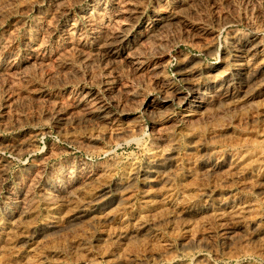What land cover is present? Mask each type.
<instances>
[{
  "label": "rangeland",
  "instance_id": "1",
  "mask_svg": "<svg viewBox=\"0 0 264 264\" xmlns=\"http://www.w3.org/2000/svg\"><path fill=\"white\" fill-rule=\"evenodd\" d=\"M252 38L264 0H0V264H264Z\"/></svg>",
  "mask_w": 264,
  "mask_h": 264
},
{
  "label": "bare ground",
  "instance_id": "2",
  "mask_svg": "<svg viewBox=\"0 0 264 264\" xmlns=\"http://www.w3.org/2000/svg\"><path fill=\"white\" fill-rule=\"evenodd\" d=\"M98 4V3H97ZM122 8V7H121ZM100 9V8H99ZM129 9V8H128ZM103 11V10H102ZM106 13V12H105ZM124 13V12H123ZM122 13V14H123ZM137 13H138V11H137ZM140 13V12H139ZM169 14V13H168ZM167 14V15H168ZM124 15V14H123ZM138 15V14H137ZM164 15V14H163ZM115 16V15H114ZM176 17V16H175ZM100 18V17H99ZM167 18V17H166ZM172 18V17H171ZM177 18V17H176ZM87 19V18H86ZM101 19H102V16H101ZM120 19V18H119ZM124 19V18H123ZM162 19V18H161ZM88 20V19H87ZM90 20H92V19H90ZM116 20V19H115ZM153 20V19H152ZM157 20V19H156ZM93 21V20H92ZM155 21V20H154ZM101 22V21H100ZM103 22V21H102ZM105 22V21H104ZM159 22V21H158ZM164 22H166V21H164ZM168 22V21H167ZM170 22V21H169ZM174 22V21H173ZM172 22V23H173ZM116 24V23H115ZM166 24H168V23H166ZM105 25V24H104ZM106 25H107V22H106ZM110 25V24H109ZM130 25V24H129ZM161 25V24H160ZM132 26V25H131ZM154 26V25H153ZM195 26V25H194ZM102 27V26H101ZM156 27V26H155ZM193 27V26H192ZM109 28V27H108ZM107 28V29H108ZM102 29H104V28H102ZM125 29V28H124ZM106 30V29H105ZM148 30V29H147ZM146 30V31H147ZM198 30V29H197ZM72 31V30H71ZM127 31V30H126ZM155 31V30H154ZM108 32V31H107ZM106 32V33H107ZM110 30H109V34H110ZM132 32H133V29H132ZM120 33V32H119ZM135 33V32H134ZM75 34V33H74ZM104 35H105V33H103ZM118 34V33H117ZM142 34V33H141ZM147 34V33H146ZM70 35V34H69ZM68 35V36H69ZM72 35V34H71ZM119 35V34H118ZM143 35V34H142ZM149 35V34H148ZM134 36V35H133ZM136 36V35H135ZM256 36V35H255ZM105 37H106V35H105ZM122 37V36H121ZM121 37H120V39H119V37H118V39L119 40H121ZM138 37V36H137ZM72 38V37H71ZM107 38V37H106ZM127 38H129V37H127ZM139 38V37H138ZM137 38V39H138ZM261 38V37H260ZM260 38H259V40H260ZM248 39V38H247ZM130 40V39H129ZM257 38H252V41L250 42V43H247L248 45H242L243 46V48H242V50H244L245 51V53L247 54V55H250V54H259V52H261V51H259V49L261 48L262 49V47H263V44H262V40L261 41H259ZM103 41V40H102ZM106 41V40H105ZM134 41V40H133ZM138 41V40H137ZM242 41V40H241ZM122 42V41H121ZM105 43V42H104ZM107 43H109V42H107ZM107 43H106V45H107ZM242 43H244V42H242ZM111 46V45H110ZM235 46H237V45H235ZM239 48H241V47H238V49ZM105 49H107L106 48V46H105ZM110 49V48H109ZM101 50V49H100ZM235 50V49H234ZM2 51V50H1ZM239 51V50H238ZM237 51V52H238ZM241 51V50H240ZM108 52V51H107ZM131 52V51H130ZM264 52V51H263ZM262 52V53H263ZM1 54V53H0ZM245 54V55H246ZM5 55V54H4ZM237 55V54H236ZM261 56V55H260ZM264 56V55H263ZM258 57V56H257ZM34 58V57H33ZM239 58V57H238ZM240 58H241V56H240ZM252 58V57H251ZM38 59H39V57H38ZM253 59V58H252ZM256 59V58H255ZM189 60V59H188ZM244 60V59H243ZM247 60V59H246ZM245 60V61H246ZM262 60V59H261ZM187 61V60H186ZM237 61H239V59L237 60ZM242 61V60H241ZM250 61V60H249ZM223 62V61H222ZM252 62H253V60H252ZM234 63V62H233ZM247 63V62H246ZM257 63V62H256ZM188 64V63H187ZM215 64V63H214ZM218 64V63H217ZM221 64V63H220ZM239 64V63H238ZM255 64V63H254ZM260 64H262V63H260ZM216 65V64H215ZM248 65V64H247ZM259 64H257V66H258ZM236 66V65H235ZM242 66V65H241ZM241 66H240V68H241ZM249 66V65H248ZM254 65L252 64V67H253ZM255 66H256V64H255ZM254 66V67H255ZM186 67V66H185ZM185 67L183 68V69H185ZM216 67H217V65L214 67V66H212V67H210V68H207V70H206V72L207 73H211V74H213L215 71V69H216ZM220 67V66H219ZM218 67V68H219ZM226 67V66H225ZM245 67V66H244ZM189 68V67H188ZM222 68V67H221ZM220 68V69H221ZM237 68V67H236ZM233 69V68H232ZM242 69V68H241ZM250 68H248V70H249ZM254 69V68H253ZM191 70V69H190ZM188 71V72H186V75H192V73H194L193 71ZM193 70V69H192ZM195 70V69H194ZM225 71V70H224ZM227 71V70H226ZM229 71V70H228ZM234 71H235V68H234ZM254 71H255V76L254 75H252V76H254V77H256V76H258L260 73L259 72H263L264 71V63H263V65H260L259 67H257V68H255L254 69ZM185 72V71H184ZM201 72V71H200ZM199 71H198V73H200ZM230 72V71H229ZM196 73V72H195ZM204 73V72H203ZM217 73V72H216ZM218 73H219V71H218ZM217 73V74H218ZM226 73V72H225ZM247 73H248V71H247ZM250 73V72H249ZM254 73V72H253ZM215 74V73H214ZM214 74H213V76H214ZM220 74V73H219ZM223 74V73H222ZM229 74V73H228ZM234 74H237V77H239V78H243L244 77V75L246 74V72L244 71L243 72V70H241V71H238L237 73L235 72ZM230 75V74H229ZM247 75V74H246ZM249 75V74H248ZM197 76V75H196ZM211 76V75H210ZM215 76H218V75H215ZM250 76H251V74H250ZM263 76H264V74H263ZM187 77V76H186ZM191 77V76H190ZM189 77V78H190ZM193 77V76H192ZM227 77V76H226ZM232 77V76H231ZM230 77V78H231ZM248 77V76H247ZM185 78V77H184ZM213 78V77H212ZM228 78V77H227ZM249 78V77H248ZM261 78V77H260ZM186 79V78H185ZM213 79H215V78H213ZM235 79V78H234ZM246 79V78H245ZM250 79V78H249ZM248 79V80H249ZM194 79H192V81H193ZM203 80V79H202ZM212 80V79H211ZM216 80V79H215ZM224 80H226V79H224ZM228 80V79H227ZM240 80V79H239ZM238 80V81H239ZM255 80V79H254ZM258 80V79H257ZM217 81H218V79H217ZM217 81H215V84H216V82ZM229 82V81H228ZM227 82V83H228ZM241 82H243V81H241ZM249 82V81H248ZM170 83H172V82H170ZM201 83V82H200ZM222 83V82H221ZM226 83V84H227ZM236 83V82H235ZM250 83V82H249ZM194 83L192 82V84L191 85H193ZM212 84V83H211ZM214 84V83H213ZM224 84V83H223ZM231 84V83H230ZM236 84H238V83H236ZM248 84V83H247ZM246 84V85H247ZM253 84H255V83H253ZM171 85V84H170ZM225 85V84H224ZM234 85V84H233ZM241 85V84H240ZM249 85H251V84H249ZM175 86V85H174ZM194 86V85H193ZM202 86V85H201ZM238 86V85H237ZM176 87H177V85H176ZM192 87V86H191ZM194 87H196V86H194ZM198 87V86H197ZM203 87V86H202ZM232 87V86H231ZM247 87V86H246ZM205 88V87H204ZM221 88H222V84H216L215 86H214V89H213V91L216 93V92H218L219 90H221ZM226 88V87H225ZM83 89V88H82ZM168 89V88H167ZM84 90V89H83ZM177 90H178V88H177ZM180 90V89H179ZM189 90H190V88H189ZM203 90V89H202ZM205 90H206V88H205ZM247 90V89H246ZM175 88L173 87V85L171 86V89L168 91V94L169 95H166V97L165 98H163V100H162V102H164V103H167L168 101H170V97L171 96H175ZM208 91V90H207ZM212 91V90H211ZM233 91V90H232ZM240 91V90H239ZM249 91V90H248ZM243 92H244V90H243ZM246 92V91H245ZM251 92V91H250ZM202 93V92H201ZM201 93H200V91H195V92H192V95H190V97H186V96H184L183 97V101H185L186 102V104L188 103V102H196L199 106L200 105H206L207 104V100H205L202 96H201ZM209 93V92H208ZM223 93V92H222ZM224 93H228L227 91L226 92H224ZM223 93V94H224ZM233 93V92H232ZM262 93V92H261ZM166 94V93H165ZM185 94V93H184ZM193 94L194 95H196L193 99L194 100H191V97H193ZM217 94V93H216ZM219 94H220V92H219ZM234 94V93H233ZM253 94V93H252ZM183 95V94H182ZM181 95V96H182ZM187 95V94H186ZM207 95V94H206ZM213 95V94H212ZM228 95V94H227ZM235 95V94H234ZM245 95V94H244ZM243 95V96H244ZM86 96V95H85ZM93 96V95H92ZM180 96V95H179ZM180 96V97H181ZM205 96V95H204ZM214 96V95H213ZM220 96V95H219ZM249 96V95H248ZM253 96H254V94H253ZM210 97V96H209ZM227 97V96H226ZM226 97H225V99H226ZM85 98V97H84ZM95 98V97H94ZM162 98V97H161ZM176 98H178V96L176 97ZM176 98H175V100H176ZM208 98V97H207ZM218 99H219V97H217ZM224 98V97H223ZM229 98V97H228ZM246 98V97H245ZM250 98V97H249ZM160 99V98H159ZM172 99H173V97H172ZM182 99V98H181ZM180 99V100H181ZM215 99V98H214ZM220 99H221V97H220ZM219 99V100H220ZM248 99V98H247ZM148 100H150V99H148ZM155 100V99H154ZM174 100V101H175ZM217 100V99H216ZM82 101V100H81ZM97 101V100H96ZM211 101H213V100H211ZM100 102V101H99ZM157 102V101H156ZM184 102V103H185ZM216 102V101H215ZM78 103H80V102H78ZM95 104H96V102H94ZM212 103H214V102H212ZM162 104V103H161ZM169 104V103H168ZM196 104V105H197ZM210 105H211V103H209ZM84 105V104H83ZM97 105V104H96ZM98 105H99V103H98ZM105 105V104H104ZM150 105H151V102L149 101V102H146V106H148V107H150ZM103 106V105H102ZM153 106V105H152ZM161 106V105H160ZM187 106V105H186ZM90 107V106H89ZM190 107V106H189ZM201 107V106H200ZM203 107V106H202ZM91 108V107H90ZM158 108V107H157ZM208 108V107H207ZM93 109V108H92ZM159 109H160V107H159ZM158 109V110H159ZM199 109V108H198ZM87 110V109H86ZM98 110V109H97ZM102 110V109H101ZM157 110V109H156ZM155 110V111H156ZM192 109H190V111H191ZM206 110V109H205ZM99 112V111H98ZM188 112V111H187ZM196 112H198V111H196ZM90 113H93V112H90ZM96 114V113H95ZM111 114V113H110ZM185 115V114H184ZM102 116V115H101ZM105 116V115H104ZM103 117V116H102ZM109 117V116H108ZM183 118V117H182ZM103 119V118H102ZM107 119V118H106ZM181 119V118H180ZM113 120V119H112ZM111 121V120H110ZM106 122V121H105ZM23 204V203H22Z\"/></svg>",
  "mask_w": 264,
  "mask_h": 264
}]
</instances>
